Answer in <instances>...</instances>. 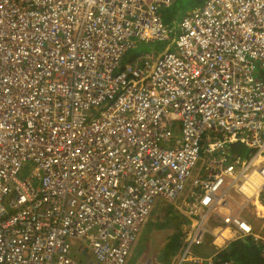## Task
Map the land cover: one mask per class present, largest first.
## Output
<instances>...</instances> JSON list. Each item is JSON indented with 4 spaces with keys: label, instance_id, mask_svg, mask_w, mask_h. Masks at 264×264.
I'll use <instances>...</instances> for the list:
<instances>
[{
    "label": "built area",
    "instance_id": "2783aa9c",
    "mask_svg": "<svg viewBox=\"0 0 264 264\" xmlns=\"http://www.w3.org/2000/svg\"><path fill=\"white\" fill-rule=\"evenodd\" d=\"M170 4L0 0V264H125L153 198H175L193 167L201 223L230 199L209 188L217 172L264 178V0H204L174 29ZM137 40L172 50L124 62ZM122 180L128 213L109 223ZM223 221L252 231L244 217ZM188 249L177 264H230Z\"/></svg>",
    "mask_w": 264,
    "mask_h": 264
},
{
    "label": "rangeland",
    "instance_id": "374dc122",
    "mask_svg": "<svg viewBox=\"0 0 264 264\" xmlns=\"http://www.w3.org/2000/svg\"><path fill=\"white\" fill-rule=\"evenodd\" d=\"M173 1L177 4H179L176 9L177 11L169 10V13L171 15V27L174 29L176 28V24L178 22V19L180 16H183V14L190 13L193 9L198 8L191 7L190 4L184 2L186 0H171V3ZM163 17V14H162ZM164 20V17H163ZM165 21V20H164ZM166 23V22H165ZM170 25L169 23H167ZM166 50H172V46L170 41H154V42H142L137 40L136 46L133 50V52L137 55H143L147 52L154 51L155 53L164 52ZM139 61H143V58H140ZM174 139L180 138V132L174 131L173 132ZM203 156V153H200V158ZM31 169V166L29 163H24L21 166L20 174L23 173L25 176L29 174V171ZM197 170V168H196ZM230 194L233 196V200L228 202L230 210L235 213L241 215V217H244L248 222V224H251L252 227H254V230L252 231L251 235H253V238H257V242H259V246H261V252L264 255V215L263 216H257L256 210H254V207L249 201H243L245 199L241 195L234 192V190L230 191ZM182 195H189V188L184 189L182 192ZM181 198H178V201H181ZM264 201V198H263ZM168 203L160 198L157 197L154 200L153 203V210L149 216L148 224L145 228V236L143 241H141L139 244L135 245L132 249V252L130 256L127 258L125 264H142L145 261H150L151 264H171L172 259L169 258L168 263H162L157 260V256L160 252V250L163 248L164 244L168 240L169 236L175 232L174 231V222L170 219V208L167 207ZM183 207V204H180ZM257 209L261 208V206L257 203ZM184 210L182 209V213L184 215ZM264 212V208L260 210V213ZM259 213V214H260ZM191 225L190 223L185 226L188 227ZM177 239V236H174L171 238V240ZM259 240V241H258ZM211 248L207 245L201 246L197 248V252L200 254H208L210 253ZM160 257V256H159ZM230 264H236L233 260L230 261Z\"/></svg>",
    "mask_w": 264,
    "mask_h": 264
},
{
    "label": "bare ground",
    "instance_id": "6f19581e",
    "mask_svg": "<svg viewBox=\"0 0 264 264\" xmlns=\"http://www.w3.org/2000/svg\"><path fill=\"white\" fill-rule=\"evenodd\" d=\"M125 83V82H123ZM169 99V97H167V100ZM123 100V99H121ZM8 107H11V105H9ZM113 113L112 109L106 108L103 110L102 112V116L100 118V121H102L103 123L101 124V122H98V125H106L108 119L111 117ZM72 143L71 141L68 143V145ZM257 156H259V154H256ZM263 157H261L262 159ZM245 161V160H244ZM264 162V159H263ZM25 163H29L31 166V169L29 171V174L27 176H25L23 173H21V175L23 176V178L29 179L30 178V174L32 169L34 168V164L32 162H25ZM196 166L193 167L192 171L190 172L189 176L187 177V181L184 184V186L182 187V190L179 192V198H181L182 200L179 201V203L183 204V210L185 212L189 213V207L190 205H195L196 208H198L200 206V204L197 202V200L193 197L192 193H191V187L194 186V182L195 179H197L200 175L199 170L197 168L196 170ZM243 169L238 165L234 167V170L232 172L231 175H223L221 176V171L217 172L216 174V178L212 184L209 186V188L212 189V193L215 195H229L230 201L233 200V196L230 194L231 190H234L235 193L241 195L242 197H244L245 199H243V201H249L252 206L254 207V210H256V215L257 216H263L264 212L259 214L258 213V209H257V203L264 207V178L262 177V175H259L258 172H256V170H253L252 168H246L244 169V171H242ZM221 179L222 182L220 184H216L217 180ZM188 189L189 188V195H182V192L184 191V189ZM199 194L201 196H199ZM206 193L205 192H197V196L199 197H205ZM191 215V214H190ZM241 217V215H240ZM240 226L244 229H249L250 227H252L251 224H248L246 222H242L240 224ZM188 227H191L188 226ZM247 227V228H246ZM228 230H226V235H228L229 233L227 232ZM228 233V234H227ZM218 240V238H217ZM218 244V243H217Z\"/></svg>",
    "mask_w": 264,
    "mask_h": 264
},
{
    "label": "clouds",
    "instance_id": "9594fccd",
    "mask_svg": "<svg viewBox=\"0 0 264 264\" xmlns=\"http://www.w3.org/2000/svg\"><path fill=\"white\" fill-rule=\"evenodd\" d=\"M200 7V6H199ZM181 18V17H180ZM136 58V55L133 56V58L131 60H134ZM123 60V59H122ZM124 62H129V61H124ZM201 163V160L198 161V164ZM157 197H160L162 199H167L169 201H173V202H178V198H179V194L173 198V199H169V198H166L162 195H157L153 198V203H154V200L155 198ZM227 198V197H226ZM228 202L230 204V199H228ZM153 203H152V206L150 207L148 213H147V217L150 216L152 210H153ZM229 204L227 203V205L223 206V205H216L215 207L211 208V210H209L208 212L206 211L204 214H206L204 217H203V221L201 223V221L199 220L198 217L196 216H190L188 219H187V222L191 224V226L195 225V224H198L199 222L201 223V235H200V238H199V243H196V242H191V244L189 243L190 242V239H189V229L191 227H183L179 232H177V240L180 241L179 244H177L174 249L172 250L174 255H175V259H176V262L175 264L178 263V260L179 258L182 257V254H183V251L186 249V248H189L187 253H186V257L187 256H198V257H202V258H208L209 256H213V257H216L218 258L219 260L221 261H231V259H224V258H219L217 257L216 253L223 249L224 247L227 246V244L229 243L230 240L234 239V238H237V237H244L246 235H250L253 237V235H251L252 231L254 230V227H252V231L248 234H245V233H242V232H233V230L231 229V233H229L228 235H226L225 231L228 229V228H231L230 225H226L223 221V217L224 216H228L229 214H232V215H237L240 217L239 214H235L233 213L231 210H230V207H229ZM223 208V212H219V208ZM242 218V217H241ZM220 227V229H219ZM223 235L224 236H229L230 235V239L225 242L224 244H217L216 243V238H218V240L220 242L223 241ZM234 236V237H233ZM254 240H257V238H254ZM170 241H166V243L164 244L163 248L160 250L158 256L160 254H162L163 252H165V246L169 243ZM204 245H207L211 248V251L210 253L208 254H200L197 252V248L201 247V246H204ZM128 258V256H127ZM158 260V259H157ZM144 263H148V264H151L150 261H145ZM142 263V264H144Z\"/></svg>",
    "mask_w": 264,
    "mask_h": 264
},
{
    "label": "trees",
    "instance_id": "16d2710c",
    "mask_svg": "<svg viewBox=\"0 0 264 264\" xmlns=\"http://www.w3.org/2000/svg\"><path fill=\"white\" fill-rule=\"evenodd\" d=\"M204 0H186L184 2L188 3L191 5V7H196L199 6L200 4L203 3ZM179 4L175 3L173 1V3H171L168 8H164L162 13H163V17L166 23L171 24L172 21V17L169 13V10L172 11H177L176 7ZM185 14H183L184 16ZM180 16V17H183ZM171 17V18H170ZM177 18L178 20L180 19ZM134 50V49H133ZM133 50L129 51L126 53V55L123 57V61H131V59L133 58V56H135L136 54L133 52ZM233 152L236 154L239 153H244L247 154L248 151L241 148V146H233ZM243 151V152H242ZM183 209V207H182ZM262 208H259L258 210H261ZM191 215L188 214L187 212H184V215L182 214V225L187 226L189 223L187 222V219L190 217ZM180 223V222H179ZM178 223V224H179ZM190 226V225H189ZM178 232V231H177ZM177 239H173L171 240L166 246H165V252H163L162 254H160L159 256H157V259L159 262L162 263H168L169 262V258H171L174 253H173V249L176 246ZM259 241V240H258ZM217 257L219 258H224V259H231L233 260L236 264H264V255L261 252V246H259V242H257L256 240H254V238L250 235H246L244 237H237L234 238L232 240L229 241V243L227 244L226 247H224L223 249H221L219 251V253H216ZM176 259L174 258V256L172 257V263L171 264H175Z\"/></svg>",
    "mask_w": 264,
    "mask_h": 264
},
{
    "label": "flooded vegetation",
    "instance_id": "af4514ba",
    "mask_svg": "<svg viewBox=\"0 0 264 264\" xmlns=\"http://www.w3.org/2000/svg\"><path fill=\"white\" fill-rule=\"evenodd\" d=\"M125 194H126V190L123 188V180H122V186L120 187V189L118 191V196L120 197V199H118L116 201L115 206L107 213V216L110 219L108 221L109 223H111V222L113 224L117 223L118 219L122 218L120 216V213H123V214L128 213V208H129L128 204H126V205L120 204L121 200L123 198V195H125ZM148 221H149V217L145 216L143 218V220L138 224L136 229L134 230L133 237H132V240L130 243V249H129V252L127 255L128 257L130 256L133 247L135 245L139 244L141 241H143L144 236H145V228L148 224ZM71 246H72V249H74L76 244H71Z\"/></svg>",
    "mask_w": 264,
    "mask_h": 264
},
{
    "label": "crops",
    "instance_id": "0c3cea01",
    "mask_svg": "<svg viewBox=\"0 0 264 264\" xmlns=\"http://www.w3.org/2000/svg\"><path fill=\"white\" fill-rule=\"evenodd\" d=\"M165 201L168 203V205H167V207H169L170 208V213H169V215H170V219L174 222V231L175 232H173L170 236H169V238H168V241H171V238L172 237H174V236H177V231L179 232L184 226L182 225V221H181V218H182V206L180 205L181 203H179V201L178 202H173V201H169V200H167V199H165ZM258 208V207H257ZM261 208H262V206H261ZM264 208V207H263ZM219 212H223V208L221 207V208H219ZM258 213H260V210H258ZM262 213V212H261ZM260 213V214H261ZM180 222V223H179ZM179 223V224H178ZM219 229H220V227H219ZM228 231V233H231V232H229V231H231V228H228L227 229ZM225 233H226V231H225ZM227 233V234H228ZM234 237V236H233ZM180 243V241L179 240H176V243H175V245H177V244H179ZM216 243H218V244H222V242H220L219 240H217V238H216ZM174 256V258H175V255H173ZM172 256V257H173ZM172 257H171V259H172Z\"/></svg>",
    "mask_w": 264,
    "mask_h": 264
}]
</instances>
